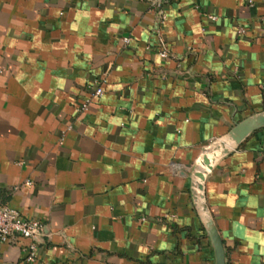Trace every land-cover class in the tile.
<instances>
[{
	"label": "crops",
	"instance_id": "crops-1",
	"mask_svg": "<svg viewBox=\"0 0 264 264\" xmlns=\"http://www.w3.org/2000/svg\"><path fill=\"white\" fill-rule=\"evenodd\" d=\"M262 111L264 0H0V203L44 225L36 264H216L192 169ZM206 197L228 264H264V128Z\"/></svg>",
	"mask_w": 264,
	"mask_h": 264
},
{
	"label": "water",
	"instance_id": "water-1",
	"mask_svg": "<svg viewBox=\"0 0 264 264\" xmlns=\"http://www.w3.org/2000/svg\"><path fill=\"white\" fill-rule=\"evenodd\" d=\"M261 128H264V111L235 123L225 136L204 147L203 154L192 169L193 204L214 248L216 264H228L227 248L207 201L206 179L219 160L236 150L250 135Z\"/></svg>",
	"mask_w": 264,
	"mask_h": 264
},
{
	"label": "built area",
	"instance_id": "built-area-1",
	"mask_svg": "<svg viewBox=\"0 0 264 264\" xmlns=\"http://www.w3.org/2000/svg\"><path fill=\"white\" fill-rule=\"evenodd\" d=\"M169 0H150L155 8H160ZM239 32L244 33V28H239ZM131 38H124V43L129 44ZM160 55L164 58L169 57V51L165 47L160 48ZM107 72H102L94 86L90 90L89 95L77 104L78 112L89 110L90 104L96 98H100L105 93L104 83L106 82ZM44 225L40 220L24 218L20 212L0 203V239L8 241L13 236H18L30 240L27 255L25 258L26 264L38 263V244L44 236Z\"/></svg>",
	"mask_w": 264,
	"mask_h": 264
}]
</instances>
